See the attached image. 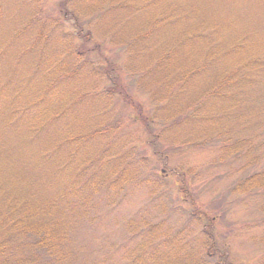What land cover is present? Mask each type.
Here are the masks:
<instances>
[{
    "label": "trees",
    "instance_id": "obj_1",
    "mask_svg": "<svg viewBox=\"0 0 264 264\" xmlns=\"http://www.w3.org/2000/svg\"><path fill=\"white\" fill-rule=\"evenodd\" d=\"M117 1L110 0L109 3L112 5ZM132 1L124 0L127 3ZM144 1L153 5L155 3L166 5L168 2L166 9H170V0ZM171 1L176 5V8L172 7V10H169L173 13L171 18L176 19L174 23L179 22L180 37H183L177 41L176 46L153 42L155 49L148 56H142L144 59L142 64L146 66L143 73L137 77L133 73L139 70L129 73L131 77L133 74L130 84L146 86L144 90L151 84L149 90L153 89V92L150 101L154 104L152 107L154 113L149 118L144 114V109L127 96L123 82L118 76L119 71H116L115 76H109L115 68L109 64L102 69L109 83L103 87L104 96L98 95L96 88H88L86 84H70L77 82L79 75L83 76L81 77L83 83L90 79L88 73L94 72L96 65L90 57L92 52L97 51V56L105 60L99 46L97 44L88 46L91 33L90 31L82 33L83 28L79 23L78 50L75 54L67 56L70 51L69 53L65 51L67 45L65 37L53 34L55 23L49 24L40 20L39 16L42 14L40 9L30 7L31 13L29 12L27 20L21 25L22 29L15 34L22 31L34 36L24 41L25 53L36 54L35 63H41L38 65H41L42 81L24 94L26 91L24 84L12 89L9 84L11 80H0V102L6 101L11 108L10 117L4 123L8 127L18 128L19 134L23 136L30 134L27 139L30 142L33 136L31 143L43 142L44 137H36L34 133L44 128L48 120L57 119L73 110L79 101L85 98H100L104 108L94 128L79 135V119H76L69 130H63V143L70 145V149L63 162L57 165V170L68 173L71 180L68 184L57 187L54 189L55 192L43 189L5 192L0 187V264H78L71 227L73 222L78 221L79 214L87 220L88 209L90 212L92 208L96 209L93 197L111 192L114 198H118L126 188L138 187L139 183H148L147 181L152 179L155 182L151 188L156 195L150 197L153 198V202L161 200V194L165 192L163 188L166 186L164 176L158 182V173L156 177L153 176L154 178H151L152 173L147 175L143 173L140 164L147 160L144 148H127L126 137L114 136V128L120 126L118 124L120 121L108 107L112 96L120 98L133 108L135 121L144 131L146 138L144 144L153 150L156 157H162L165 165H168V154L177 148L186 151L201 150L205 147L217 149L219 157L213 159L212 163L214 160L225 163L235 161L239 165L238 171L242 173L233 183L231 194L251 195L258 192L264 196V162L261 163L264 160L262 150L264 37L257 40L256 36L251 34L237 35L239 36L237 39H228L225 43L216 41L211 44L216 28L211 29L210 34L205 36L202 32L207 31L208 25L207 21L201 19L200 13L195 9H189L185 4L180 6L177 3L180 0ZM59 8L65 11L63 3ZM115 10L119 9L114 5L108 6V11ZM106 11L107 9H100L98 5L93 4L89 12L99 13L98 16L101 18ZM124 13L127 14L128 9L124 10ZM163 17H159L160 20ZM154 19L151 18L149 26L145 25L143 30L137 32L141 33L140 35L129 36L131 38L118 43L110 38V43L115 45L117 51L125 54L127 66L132 67L131 49L138 48L141 51L144 49V46L137 42L142 40L141 44L147 43L155 29L163 26L162 21ZM81 24L89 26L90 23ZM184 27H190V30L184 32ZM189 39H193L191 49L185 51L187 53L185 60L176 64L182 59L178 52L182 49L180 46L184 43L185 49V43ZM47 46L53 47L52 52H46ZM1 51L2 49L0 53ZM219 61L222 62L217 63ZM116 62H118L116 66L121 65L120 59ZM224 62L226 65H221ZM173 67L177 68L174 71L168 69ZM131 69L133 70V67ZM208 70L212 73L207 78L205 75ZM127 71L129 72V69ZM167 76L178 80L167 83ZM203 76L206 78L201 83L205 84L204 91L198 97H188L182 106L177 109L170 108L171 110L167 108L171 102L169 98H164L161 105L155 104L158 89L164 85L166 90L163 94L166 92L170 94L173 84H180L176 93L187 92L184 84H191L194 79L198 82V78ZM256 84L262 85L257 98ZM61 87L66 91L60 93ZM253 87L257 107L253 114L248 115L247 111L241 112L239 105L243 103L242 98L247 89ZM57 92L64 97H58ZM55 97L57 100H54ZM49 102L53 103L52 107H48ZM161 113L165 114L162 116ZM198 125H205L206 130L198 131ZM159 128H162L161 132ZM157 130L159 133L155 132ZM185 130L191 133H185ZM182 136L183 138L179 139ZM92 139L96 144L94 143L90 156L79 159L81 142L88 140L91 143ZM257 139H260L258 144ZM97 143L100 145L98 149ZM43 155L48 157L49 153L44 151ZM176 175L182 177L185 172L180 171ZM183 184L181 181L182 187L177 196L190 198L193 209L188 212V225L176 230L165 228L168 209L159 206L151 207L155 209L154 212H142L139 220L135 218L124 225L127 226L126 229L129 230L127 233L131 238L140 237L134 251L128 250L123 255L126 258L125 264H225V251L218 248L215 238L216 216L195 209L196 199L189 194L190 184L184 180ZM172 203L169 205L174 207ZM162 210L166 211L165 215L155 223L147 221L152 214H161ZM259 211L264 214V203Z\"/></svg>",
    "mask_w": 264,
    "mask_h": 264
},
{
    "label": "rangeland",
    "instance_id": "obj_2",
    "mask_svg": "<svg viewBox=\"0 0 264 264\" xmlns=\"http://www.w3.org/2000/svg\"><path fill=\"white\" fill-rule=\"evenodd\" d=\"M109 1L0 0V50L2 49L0 53V80H11L9 84H11L12 89L24 84L26 89L24 94L42 81L41 65H38L41 63H35L36 54L34 52L25 53L24 41L33 35L22 31L15 34L16 31L22 29L21 25L27 20L30 7H35L40 9L42 13L39 16L40 20L49 24L55 23L53 24L55 27L53 34L65 37L67 41L65 51H68L67 53L70 51L67 56L75 54L78 50L80 23L83 28L82 33L86 31L91 33L88 46L97 44L99 51L105 58V60L102 57L99 58L97 51L92 52L90 57L96 63V72L95 70L94 72L89 71L90 79L84 83L81 81L83 76L80 77L79 75L78 81L70 84H86L85 86L88 88H96L98 95L104 96L103 87L109 83L106 81L107 75L102 69L109 64L110 67H115L109 76H115L116 71H119L118 76L123 82L127 96L139 104L144 109V114L149 118L154 113L152 112L154 104L150 101L153 92V89L149 90L151 84H146L148 86L144 90L146 86L130 84V80L133 74L137 77L143 73V69H146V66L142 64L144 63L143 57L148 56L155 49L152 45L153 42L170 43L176 46L177 41L183 37H180L179 22H173L176 19L171 18L173 13L169 11L172 10V7L176 8L175 2L170 0V9H166L168 2L166 5L162 3L153 5L144 0H133L131 3L118 0L112 5L119 10L111 12L108 11V6H112ZM61 3L64 4L65 11L59 8ZM177 3L180 6L185 4L189 9H195L200 13L201 19L207 21L208 29L202 32L205 36L210 34L211 29L216 28L211 44L216 41L225 43L228 39H237L239 37L237 35L249 36L251 34L256 36L255 39L257 40L264 37V0H180ZM93 4L98 5L100 9H107L101 18L98 16L99 13L90 14L89 11ZM124 8L128 9L127 14L124 13L126 10ZM159 17H163V19L160 20ZM151 18H155V21H162L164 24L155 29L156 31L151 34L147 43L141 44L142 40L136 41L144 46V49L142 51L138 48L131 49L133 58L130 65L132 64V70L131 66L125 64V54L122 51H117L115 45L110 43V38L118 43L125 41L126 38H131L129 36L134 37L137 32L145 28V25L149 26ZM81 23L90 24L89 26H82ZM189 30L190 27L183 28L184 32ZM192 42L193 39L186 41L185 49L184 43H182L180 46L182 49L178 50L182 59L176 64L185 60L186 52L191 49L190 44ZM52 50L53 47L47 46L46 52H52ZM118 59L121 62L120 66H116ZM79 60L81 59L79 58ZM223 64L226 65L225 62L221 65ZM214 66L211 67V71H213ZM176 68L168 69L174 71ZM138 70L139 72H137ZM123 72L137 73H133L131 77L130 74L129 76ZM206 73L205 76L208 78L212 72L210 73L208 70ZM175 74L177 75L176 72ZM176 79L178 80V78L167 76L166 82ZM205 79L203 76L198 78V82L194 79L191 84H184L187 92L182 93H176L180 84H173L171 93L163 94L166 90L164 85L158 89L159 94L156 96L155 104L161 105L164 98H169L171 102L167 108L169 110L177 109L184 104L188 97H198L204 91L205 84L201 83ZM261 88V84H256V98L259 96ZM59 91L63 93L66 89L61 87ZM254 93L255 87L247 89L242 98L243 103L239 105L241 112L247 111L248 115L254 113L257 107V102L254 101ZM57 96L64 97L58 92ZM54 100H57L56 97ZM52 105V102L48 103V107H52ZM108 107L120 121L118 122L120 126L114 128V136L126 137L127 148H144L147 160L140 164L143 173L145 175L152 173L151 178L156 177V173H158V182L164 176L166 186L163 189L165 192L161 194L160 201L153 202V198L150 196L156 195L151 188L154 186L155 180L150 179L147 181L148 183H139L140 186L138 187L126 188L118 198H114L111 192L93 197V205L96 206V209L91 207V212L88 209L89 217L87 220L79 214L78 221L73 222L71 227V235L78 256L76 262L78 264H125L126 258L123 255L126 251L135 249L140 237L131 238V235L128 234L129 230L126 229L127 226L124 225L135 218H138L135 220H139L142 212H154L155 209L151 208L153 206L168 209L165 217V228L176 230L188 225V212L190 213L193 209L190 198L189 196H177L180 188L184 185V180L185 183L190 184L191 192L189 194L196 199L195 209L216 216L215 238H217L218 248L225 251L224 263L264 264V214L259 211L264 203V196L258 192L251 195L231 194L230 189L233 183L242 174L238 171V163L235 161L226 163L215 161L219 157L217 149L205 147L193 151L177 148L168 154V165H165L162 157H156L153 150L144 144L146 139L144 131L140 124L135 121L133 108L116 96L110 98ZM103 108L104 104L100 98H85L79 101L73 110L57 119L48 120L44 128L34 133L36 137H44L43 142L31 143L33 136L30 142L27 140L30 134L23 136L19 134L18 128L8 127L4 123L10 117L11 108L6 101L0 102V187L2 191H39L43 189L55 192L54 189L57 187L68 184L71 181L68 173L57 170V165L63 162L70 149V145L63 143V130H69L71 125L75 124L76 119H79V135L94 128L100 119ZM163 114L165 113H161L162 116ZM202 129L206 130V126H197L198 131ZM158 130L160 131L162 128ZM158 130L155 132L159 133ZM185 133L191 132L185 130ZM259 142L260 139H257L256 143ZM94 143L96 144L94 139L91 140V143L88 140L81 142L79 159L90 156L95 146ZM99 147L100 145L97 143V149ZM262 150H264V146ZM44 151L49 153L48 157L43 155ZM213 159L215 160L212 163ZM263 162L264 160L261 163ZM180 171L185 172V175L182 177L176 175ZM173 201L175 203H172ZM171 203L174 207L169 205ZM161 212L157 215L152 214L147 218V221L155 223L166 213L164 210Z\"/></svg>",
    "mask_w": 264,
    "mask_h": 264
}]
</instances>
